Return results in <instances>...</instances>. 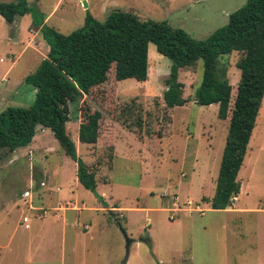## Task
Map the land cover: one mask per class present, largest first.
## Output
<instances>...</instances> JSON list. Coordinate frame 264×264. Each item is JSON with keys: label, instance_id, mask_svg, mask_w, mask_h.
I'll return each mask as SVG.
<instances>
[{"label": "rangeland", "instance_id": "1", "mask_svg": "<svg viewBox=\"0 0 264 264\" xmlns=\"http://www.w3.org/2000/svg\"><path fill=\"white\" fill-rule=\"evenodd\" d=\"M28 1L37 15L10 23L0 14V111L35 100L26 77L50 49L35 18L69 34L88 13L105 21L115 9L131 10L204 39L246 3L87 0L86 9L82 0ZM239 57L234 51L218 64L233 86L232 105ZM149 64L147 81H117L113 68L108 81L70 103L68 133L96 172L107 206L82 185L78 162L50 128L39 126L32 142L14 152L0 151V264H264V100L238 174L241 191L231 208L239 210L214 209L206 198L216 193L230 115L220 119L219 104L197 103L202 59L181 69L188 102L174 108L163 98L171 59L151 43ZM97 117L99 141L82 142L81 120ZM117 221L134 240L128 259Z\"/></svg>", "mask_w": 264, "mask_h": 264}, {"label": "trees", "instance_id": "2", "mask_svg": "<svg viewBox=\"0 0 264 264\" xmlns=\"http://www.w3.org/2000/svg\"><path fill=\"white\" fill-rule=\"evenodd\" d=\"M29 13L37 15L28 0L0 1V14L10 23ZM45 19L33 20L50 46L47 57L26 77V83L37 89L35 100L29 106H8L0 111V151L14 152L32 142L39 126L50 128L66 154L78 162L82 185L107 206L98 193L96 172L78 156L68 133L70 103L108 81L113 68L117 81H147L149 46L153 43L159 53L172 61L163 96L169 108L188 102L179 73L202 59L204 72L196 92L197 103L219 104L220 119L230 115L216 193L206 201L214 209L231 206L241 191L238 174L264 100V0H246L230 14L226 25L204 39L195 38L168 21L145 19L131 10L115 9L105 21L88 13L84 25L69 34L48 26ZM234 51L241 53L237 60L241 77L232 105L233 86L227 76L219 75L218 64L220 56ZM100 129L98 117L95 121L81 120L80 140L97 144Z\"/></svg>", "mask_w": 264, "mask_h": 264}, {"label": "water", "instance_id": "3", "mask_svg": "<svg viewBox=\"0 0 264 264\" xmlns=\"http://www.w3.org/2000/svg\"><path fill=\"white\" fill-rule=\"evenodd\" d=\"M83 1V4H84V7L86 8V9H88L89 8V4H88V1L87 0H82ZM117 225L119 226V228L123 231V233H124V235H125V237H126V242H127V244H126V251H127V259H128V257H129V254H130V246H131V244H132V242L134 241L132 238H130L129 237V235L127 234V232H126V230L124 229V227H123V225H122V223L120 222V221H117ZM142 240H144L145 242L146 241H148V239H142Z\"/></svg>", "mask_w": 264, "mask_h": 264}, {"label": "crops", "instance_id": "4", "mask_svg": "<svg viewBox=\"0 0 264 264\" xmlns=\"http://www.w3.org/2000/svg\"><path fill=\"white\" fill-rule=\"evenodd\" d=\"M236 198H237V197H235V199H236ZM235 199H234V200H235ZM229 209H231V210H239V208H236V209H235V208H231V206H229V207H228L227 209H225V210H229Z\"/></svg>", "mask_w": 264, "mask_h": 264}, {"label": "built area", "instance_id": "5", "mask_svg": "<svg viewBox=\"0 0 264 264\" xmlns=\"http://www.w3.org/2000/svg\"><path fill=\"white\" fill-rule=\"evenodd\" d=\"M27 221H29V219L28 218H25V222H27ZM26 226H30V224L29 223H26Z\"/></svg>", "mask_w": 264, "mask_h": 264}]
</instances>
